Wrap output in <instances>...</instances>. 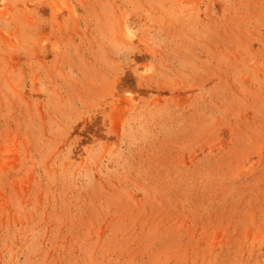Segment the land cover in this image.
<instances>
[{"label": "rangeland", "instance_id": "1", "mask_svg": "<svg viewBox=\"0 0 264 264\" xmlns=\"http://www.w3.org/2000/svg\"><path fill=\"white\" fill-rule=\"evenodd\" d=\"M0 264H264V0H0Z\"/></svg>", "mask_w": 264, "mask_h": 264}]
</instances>
